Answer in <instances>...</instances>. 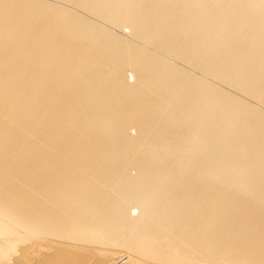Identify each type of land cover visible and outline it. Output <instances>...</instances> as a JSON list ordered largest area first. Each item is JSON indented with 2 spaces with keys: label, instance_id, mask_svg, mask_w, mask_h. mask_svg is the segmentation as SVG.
I'll return each mask as SVG.
<instances>
[{
  "label": "bare ground",
  "instance_id": "bare-ground-1",
  "mask_svg": "<svg viewBox=\"0 0 264 264\" xmlns=\"http://www.w3.org/2000/svg\"><path fill=\"white\" fill-rule=\"evenodd\" d=\"M96 254L264 264V0H0V264Z\"/></svg>",
  "mask_w": 264,
  "mask_h": 264
},
{
  "label": "rangeland",
  "instance_id": "rangeland-1",
  "mask_svg": "<svg viewBox=\"0 0 264 264\" xmlns=\"http://www.w3.org/2000/svg\"><path fill=\"white\" fill-rule=\"evenodd\" d=\"M122 29H124V31H125V32L123 31L124 33H127V35H131V34H129V33H130V31H129L130 28H129V27H125V28H122ZM122 29H121V32H122ZM123 32H122V33H123ZM127 76H128V79L130 80V82H133L132 79H133L134 77L132 76V73H131L130 70H127ZM131 133L133 134L134 131H131ZM134 171H135V170H132V172H134ZM133 210L136 211V209H133ZM133 213H134V212H133ZM50 239L53 240L52 238H50ZM54 241H58V240H54ZM42 242H43V241H42ZM32 243H33V242H31L30 245H32ZM81 252H83V251H81ZM118 252H119V253H122V252L124 253L125 251H122V252H121V250H120V251H118ZM126 254H127V252H126ZM96 255H97V257H96ZM96 255L89 257V259H88V264H92V263L94 264V262L96 261V259L99 257L98 254H96ZM36 256H37V255L35 254L34 257H36ZM100 256H101V255H100ZM37 258H39V257H37ZM37 258H36V259H37Z\"/></svg>",
  "mask_w": 264,
  "mask_h": 264
}]
</instances>
